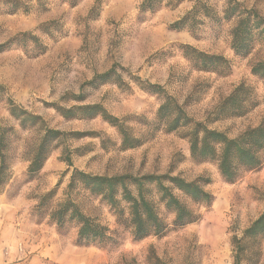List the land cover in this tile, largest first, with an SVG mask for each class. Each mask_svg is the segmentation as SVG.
<instances>
[{
    "label": "rangeland",
    "instance_id": "1",
    "mask_svg": "<svg viewBox=\"0 0 264 264\" xmlns=\"http://www.w3.org/2000/svg\"><path fill=\"white\" fill-rule=\"evenodd\" d=\"M95 1L77 0L71 5L69 0H25L26 8L0 14V43L15 39L0 52V120L9 129L10 163V176L0 190V264H233L232 236H241L264 211V161L229 183L215 162L197 163L191 158L188 139L183 137L186 129L169 132L160 127L144 136L138 147L121 150L120 135L107 122L65 119L52 104H78L65 95L82 92L86 98L80 103L103 104L113 115L126 118L139 136L148 129L147 123L155 122L162 102L160 95L139 87L133 79L139 76L163 85L194 120L234 138L264 118V78L251 72L257 62L264 61V34L248 55L239 56L231 48L236 19L221 18L226 0L177 4L168 0L144 16L138 13L139 0H99V10L90 18ZM197 1L208 5L218 18L202 17L194 30L169 27ZM238 1L264 17V0ZM24 32L37 36V43L23 37ZM181 44L223 55L230 62L229 73L196 70L182 55ZM113 64L125 68L119 70L121 87L85 84ZM240 84L245 88V113L218 115L221 102ZM9 98L40 115L51 128L86 135H69L58 142L41 169L30 176L28 158L41 132L20 127L8 111ZM103 139L108 140L105 146ZM66 151L71 166L64 160ZM73 168L102 175L171 173L201 179L214 200L205 207L182 198L200 217L181 227L173 225L174 215L159 203L166 230L135 240L124 202L119 218L107 202L76 187L71 198L85 214L110 229L106 243L80 245L74 222L59 229L50 217L66 197ZM153 198L158 201L156 195ZM242 264H264V236L246 241Z\"/></svg>",
    "mask_w": 264,
    "mask_h": 264
},
{
    "label": "trees",
    "instance_id": "2",
    "mask_svg": "<svg viewBox=\"0 0 264 264\" xmlns=\"http://www.w3.org/2000/svg\"><path fill=\"white\" fill-rule=\"evenodd\" d=\"M25 0H0V14H12L21 8H26ZM28 1V0H26ZM181 0H176V4ZM71 5H76L77 0H69ZM168 0H139L138 13L144 16L154 13ZM99 10V0L89 10V17L93 18ZM94 13V14H93ZM222 19L235 18V24L231 30V48L236 55L246 56L255 46L261 35L264 34V17L254 8H247L238 0H226ZM202 17L218 18L217 13L201 1L182 17L175 20L169 27L176 30H194L203 22ZM23 37L29 40H39L37 36L24 32ZM15 43L10 39L0 43V52L9 49ZM19 43V42H18ZM182 55L190 62L196 70L214 72L226 75L230 71L229 60L220 54H211L189 44L178 46ZM42 49H45L42 46ZM125 68L113 64L104 72L95 73L86 85L97 87L104 83H114L122 86V73ZM251 72L264 78V61L257 62ZM134 81L148 92L158 94L162 97L155 122L147 123V130L139 136L133 133L126 124V118H119L110 113L101 103H80L86 97L82 92L78 94H66L78 104L69 107L52 104L54 109L65 119H94L101 118L110 126L114 127L120 135V149L126 150L138 147L142 144L144 136L164 127L166 131L172 132L178 129H186L183 137L189 142L191 158L197 162L213 161L221 177L229 183L235 182L242 171L254 170L263 164L264 153V118L262 122L253 128H248L239 136L231 138L226 133L210 129L204 122L196 121L185 111L184 107L171 95L164 86L149 81H143L139 76L133 77ZM3 86L0 85V90ZM245 88L242 84L221 102L218 115H242L245 113L243 96ZM8 111L10 115L19 122L22 128H37L41 134L40 138L28 158V174L37 173L45 160L48 158L58 142L65 137H83L84 132H65L49 127L45 120L37 114L27 111L16 104L11 98L8 99ZM9 139V129L0 120V190L10 176V163L7 159L6 148ZM108 140H102V145ZM64 160L71 166L70 155L66 151ZM76 187L87 191L89 194L100 197L108 203L118 217H122L124 207L127 206L128 221L132 236L140 240L150 235H161L167 228V224L159 214L157 205L162 204L173 215V225L181 227L199 219V213L190 207L182 198H186L193 204L208 207L214 200L213 194L205 189V182L201 179L187 180L180 175L165 174H117L102 175L88 173L73 168L70 180L65 192V199L52 210L50 217L58 228H62L66 222H74L78 228L77 243L80 245H101L110 239V229L98 219L85 214L79 205L71 198V191ZM51 191L50 193H52ZM51 195V194H48ZM158 197L155 201L153 196ZM264 236V211L254 219L243 231L241 236L233 235L231 245L233 251V264H242L246 251V241Z\"/></svg>",
    "mask_w": 264,
    "mask_h": 264
}]
</instances>
